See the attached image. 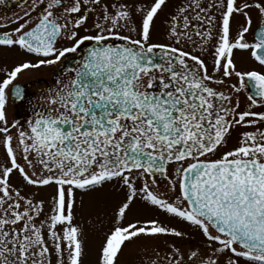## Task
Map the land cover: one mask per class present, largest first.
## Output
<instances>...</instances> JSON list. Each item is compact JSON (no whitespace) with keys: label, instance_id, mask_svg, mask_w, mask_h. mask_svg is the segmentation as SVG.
<instances>
[{"label":"snow or ice","instance_id":"6c2138e0","mask_svg":"<svg viewBox=\"0 0 264 264\" xmlns=\"http://www.w3.org/2000/svg\"><path fill=\"white\" fill-rule=\"evenodd\" d=\"M169 3L23 0L0 21V56L18 58L0 64V264H86L77 210L107 186L121 199L107 228L91 220L95 264H264V0H179L154 41ZM236 52L258 68L238 70ZM56 66L29 99L23 73ZM25 103L30 117L10 120ZM137 205L200 240L130 220Z\"/></svg>","mask_w":264,"mask_h":264},{"label":"flooded vegetation","instance_id":"af4514ba","mask_svg":"<svg viewBox=\"0 0 264 264\" xmlns=\"http://www.w3.org/2000/svg\"><path fill=\"white\" fill-rule=\"evenodd\" d=\"M20 3H23V0H4V3L0 4V21H3L6 17H13L15 14H22L23 9L19 6ZM179 3V0H170L169 7L165 10L164 14H161L160 19L156 21V31L154 32L153 39L154 41H163L165 39V25L163 21L166 18V14L174 10V5ZM243 18L240 16H236L232 20V33L236 34L237 30L242 23ZM15 27V25H12ZM251 41L252 37H248ZM117 43H120L117 41ZM9 57V63H16L18 58L15 55H6V58ZM34 59V58H32ZM209 68L211 69V60L212 57L210 55L205 57ZM235 62L238 70H251L254 68H258L256 62L250 57L247 52H236ZM58 71V66L43 68L39 71H26L19 79V83L22 87L25 88L27 97L31 100H35L40 94L48 89L51 86H54V82L56 79V72ZM230 83H235L239 86V83L235 77H232ZM246 91H241L239 94L242 107L246 103ZM14 109V114L16 119L24 121L26 118L30 117L31 109L27 107V104H15L12 105ZM239 131L237 130L233 132V135L229 141V148L236 145ZM158 183L161 184V189L163 188V184L166 181L161 177H157Z\"/></svg>","mask_w":264,"mask_h":264},{"label":"rangeland","instance_id":"374dc122","mask_svg":"<svg viewBox=\"0 0 264 264\" xmlns=\"http://www.w3.org/2000/svg\"><path fill=\"white\" fill-rule=\"evenodd\" d=\"M7 63L9 67H11L14 62L9 63V57L6 58V55L0 56V64ZM9 119H16L14 114L13 106L9 107ZM3 153L0 150V157H2ZM14 183H19L18 176L13 177ZM54 188L42 189L40 190V197L45 200L50 199L51 194L53 193ZM80 194L77 193V197L79 198ZM121 196L119 194L111 191V186H107L105 189V193L100 195H89L84 197V207L79 208L77 210V222L81 224H87L89 232H88V256L86 258V264H95L96 259V248L98 247L101 241V234L93 230V225L91 220L94 215L101 214L104 219V227H108V218L111 215L112 208L119 202ZM128 218L130 220H134L137 218L140 219H148V218H159L161 220H165V222L170 223L172 226L177 228H181L184 231L188 232L192 237L196 239V241L200 240L199 233L189 229L186 225L179 224L176 221H167L166 218L157 213L155 210L146 209L139 205L135 206L132 211L129 213Z\"/></svg>","mask_w":264,"mask_h":264}]
</instances>
